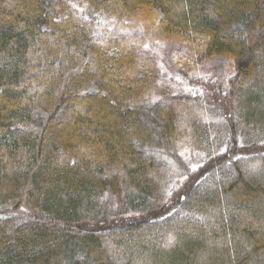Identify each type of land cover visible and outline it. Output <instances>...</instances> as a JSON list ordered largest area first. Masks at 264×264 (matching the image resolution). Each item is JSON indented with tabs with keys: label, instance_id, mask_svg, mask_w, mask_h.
I'll return each mask as SVG.
<instances>
[{
	"label": "trees",
	"instance_id": "trees-1",
	"mask_svg": "<svg viewBox=\"0 0 264 264\" xmlns=\"http://www.w3.org/2000/svg\"><path fill=\"white\" fill-rule=\"evenodd\" d=\"M263 89L264 0H0V264H264Z\"/></svg>",
	"mask_w": 264,
	"mask_h": 264
},
{
	"label": "rangeland",
	"instance_id": "rangeland-1",
	"mask_svg": "<svg viewBox=\"0 0 264 264\" xmlns=\"http://www.w3.org/2000/svg\"><path fill=\"white\" fill-rule=\"evenodd\" d=\"M144 49L148 51V53H150L151 55H153V58H156V65H157V69L163 73V75L166 77V81L169 80L170 84L174 83V82H180L179 79L175 76V73L172 72V70L168 67L167 64H165L162 60V57H161V52H163L164 50V45L163 43H160L158 41H154V43H149L148 45L146 44L144 46ZM256 61L253 62V67L256 66ZM154 65H155V62H154ZM257 68H252L250 70V76L253 77L254 76V72H256ZM264 90V89H263ZM253 103V102H252ZM251 104V103H250ZM256 104H259L258 102ZM257 107L259 105H256ZM256 108V107H255ZM252 112H257V115L260 114L261 112L260 111H256L253 109H251ZM143 123L145 124H141L139 128V130H141V133L145 136H148L150 137L151 139H153L155 136V133L154 131L152 130V128H150L148 126V124L143 121ZM198 155V153H189V152H182L179 154V157L180 159H182V163L184 164V166L188 167L191 172L186 174L185 176L182 177V180H181V177L178 178L180 179L181 181L184 180V177H187V176H191L193 173H195L199 167V164H200V158L199 157H196ZM202 158V157H201ZM173 164V162L171 163ZM172 167L174 168V171L176 170L175 169V164L172 165ZM179 181V182H181Z\"/></svg>",
	"mask_w": 264,
	"mask_h": 264
}]
</instances>
